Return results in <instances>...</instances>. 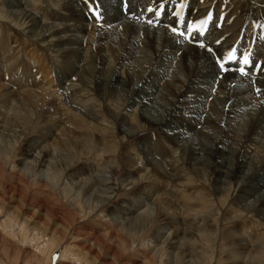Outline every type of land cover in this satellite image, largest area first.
Instances as JSON below:
<instances>
[{"label": "rangeland", "instance_id": "374dc122", "mask_svg": "<svg viewBox=\"0 0 264 264\" xmlns=\"http://www.w3.org/2000/svg\"><path fill=\"white\" fill-rule=\"evenodd\" d=\"M118 1L120 2V10H124L125 17L154 29L164 28L168 32L166 31L163 37L166 34L171 35V37L176 35L183 42L186 41L189 46H196L208 51L215 66L220 68L221 71L217 75L213 73L210 77L207 76L206 80H208L204 82H198L196 78L190 80L195 82H192L194 90L191 88L185 94L175 95L176 101H174V104L166 96L158 97L160 90L163 91V89L165 90L164 87L169 86L168 80L172 78L174 73L182 79H187L189 70L195 62L193 60L185 62L182 57H179L181 56L180 52H175L174 48L171 45L169 46V42L163 43L166 46L169 43L167 48L162 45L163 48L157 51L151 46V40L149 41V36L144 27H141L137 31L138 44L135 59L142 54L141 56L145 55L151 60V64L145 67V74L136 82L137 84L135 83V87L132 86L133 89L131 86H129L130 89L125 88V91L122 88L121 91L116 92L114 95L109 94L108 98L103 99L99 93V87L89 84L93 79L88 78L85 73L80 74L77 69L74 70L70 67L72 60L56 52L59 47L58 44L61 43L58 42L57 37L52 36L49 39L50 45L36 42V40L28 37L29 34L25 28L19 26V24L15 25V23L8 22L9 29L4 37L10 47H15L16 53L25 50L26 54L36 62L40 61L37 71L39 69L43 77L53 81L54 87L57 86L58 89L56 88L55 94L52 95V101L57 100L60 102L59 99H63L68 104L65 110L71 116L87 119L93 126L97 123L96 133L98 136L112 137L115 135L114 140L121 148L123 147V151L118 149L115 153H102L98 155L99 158L97 155L94 156L93 153L76 161V167L72 166V172L84 168L86 174L93 177L99 175L109 163L115 166L116 174L113 177L115 180H112V182L116 190L113 191L111 200L106 201L97 210L94 209L95 204L93 205L92 202H86L85 199L78 201L73 196L74 191L68 192V187L64 185L65 179L68 177L63 176V180L58 182L59 184L53 182L51 186H45L44 183H41V178L47 177L44 175V171L35 170L31 165L25 167V164H22L26 146L38 135L36 128L27 134L25 139L23 137L18 143V147L16 146L14 154L4 157L1 153L0 178L1 174L4 173L6 188L5 190L1 189L0 194L5 195L7 199L5 202L0 199V264H192L191 262L193 264H231L229 257L230 252H232V240L228 233L235 230L236 232L239 231L238 233L243 236L244 242L248 243L251 248L252 246L262 245L264 241V165L262 166L264 162L246 168L247 170L241 172V175L235 178L234 181L226 180L224 190L222 189L224 185H217L220 180H225L224 178L219 179L222 177L221 172L225 171V167H229V164L226 163L239 161L241 165L242 155L238 159L237 153L232 157L231 152H227L225 153L226 156L221 157L220 161L208 157L213 145V140L208 138L211 137L209 132L216 133L222 130L223 139L221 143L224 142L227 135L230 136V141L237 140L239 131L243 126L242 122L246 117L242 116L246 114L243 110V112L239 111L236 114L237 117L228 118L229 113L226 112H228L229 105L234 99L230 96L235 94L234 87L238 83H234L231 86L232 90L227 91L222 88V85H218L220 84L218 78L228 72L234 73L243 69L244 73H247L244 75L249 78L247 79L251 84L254 83L253 81L257 82L258 79H260L258 83H261V80L264 79L260 77L257 71L261 67V60L258 59L256 54L251 53L250 55V52H248L250 49L241 44V38H245L243 42H246L245 44L249 45L250 48L254 47L258 40L262 45L264 44V0H197L198 4L195 6L192 0H164L165 2L168 1L171 6L160 8L159 15L152 13V10L149 9L153 0H140V2L138 0H130L131 2L129 0ZM174 1H176L175 4ZM24 2L27 3L23 7L24 9L27 8L33 13H39V17L42 16L48 24L54 21L67 22L66 24L73 25L71 22L72 12L61 7L62 4H67V0H24ZM78 3V8L83 11L80 12L81 16L88 15L93 10L91 18L93 22L96 21L100 24L99 26L96 24L98 26L97 30L95 28L89 35L83 31L80 42L84 43L85 39L86 44L84 53H82V57L84 56L85 59L82 61L86 64L94 59V55L98 58L97 48L102 42L100 31L104 30L106 34L107 32L113 34L108 39L104 38L106 54L109 56H107L109 61L107 69H110L108 70L110 71L109 75L113 77L118 75L122 78L129 68V64L126 62L125 65H120L116 56L112 55V47L115 43L113 40L125 52L128 43H130L129 41L137 38L136 35H132V37L126 30L125 36L128 42H124L123 37L118 32L123 31L124 26L109 18L108 11L106 12L107 4L104 3V0H79ZM11 4L12 0H0V8L2 9L16 8ZM163 4L165 5V3ZM188 7L199 9L202 14L207 15V18L205 17L199 21L192 15ZM234 10L236 12L233 13ZM52 11L61 13L58 15L59 20H54ZM230 11L236 15H229ZM236 18L239 22L237 27L234 22ZM83 22L81 21V24ZM85 23L87 22H84V25ZM105 25L108 26L105 27ZM230 25L233 27H230ZM240 25L243 26L241 29L244 30L243 32L246 35L239 36L241 31H233V28L235 30ZM62 26V29H67L64 24ZM174 27L177 29V33L182 32L184 34L173 33L172 28ZM72 33L73 31L69 30L65 34ZM234 33L237 35L238 40L233 37ZM17 42L23 43V45L19 48ZM39 43L41 45H38ZM143 47H146V49ZM218 48L219 50L216 51L218 54L215 55V49ZM263 49L264 45L262 48L260 47V52H264ZM256 52L260 53L259 51ZM8 55L9 53L3 54L0 52V56ZM245 58H248L247 64L244 63ZM221 63L225 66L224 70L220 67ZM244 66L246 67L244 68ZM151 70L153 72H150ZM100 72L99 70L97 73ZM227 77L224 76L221 79ZM86 79L89 81H86ZM172 80L175 81V77ZM197 87H205L206 91L202 90L199 94L195 92ZM251 88L259 106L264 107L263 86L257 85L256 87V84H252ZM222 100H227V102ZM145 103H148L149 106L143 112ZM89 105H93L94 109L100 114L96 116L88 112L87 107ZM249 105L250 107L253 105L257 107L254 102ZM220 106L221 109L223 108L222 110ZM247 109L249 108L247 107ZM109 110L115 114L117 113L118 116L116 117L114 114L112 116ZM62 111L64 112V110ZM142 113L153 120L160 119L162 115H165V118L163 122L155 125L150 124V126ZM124 117L130 125L143 126L139 134L128 137V134L123 132L122 122ZM190 127L197 133L196 137L192 134H189L191 137L185 135V133H189ZM179 135H182L180 139L183 140L181 142L178 141L180 139L176 140V136ZM250 140L252 142L253 139ZM252 143V146H254L255 143ZM221 145L224 147L226 144ZM231 146L235 147L234 145ZM128 147L129 151L137 157L144 168L141 175L145 173L143 175L150 178L149 181H152L154 185L161 183L160 185L164 186L162 191L168 195L167 198L180 207L178 216H176L179 226L172 227V225H168L170 227L167 228L168 231L167 229H159L163 224L161 223L162 220L160 223L154 221L153 225L146 226V228L145 226L142 227L141 224L135 227L124 224L125 218H135V216H139L144 210L148 209V207L143 206L147 202V195H145L146 192L139 191L140 185L133 190L130 189L131 187L125 189L121 186V181L124 179L123 176L126 172L125 164L122 162L124 149ZM226 149L227 151L230 150L229 145ZM241 149L245 152L242 145ZM256 151L252 149L250 152L255 154ZM148 154L152 155L157 163L159 162L161 170L156 169L152 163L148 162ZM225 161L228 162L225 163ZM28 171L30 172L28 173ZM157 179L161 182H158ZM154 189L152 187V192ZM20 191H22V194ZM25 191L26 199H24L23 194ZM21 205L23 208L19 210ZM125 205L133 208L132 215L127 214L122 209ZM136 205H141V209H136ZM36 210L38 212L41 210V212L36 213L35 220H33L32 213L34 214ZM120 222L123 224L121 225ZM176 228H179L178 233L174 232ZM207 228H209L208 231ZM161 232H174V234H171L170 238H172L168 242L167 240L160 242L156 234ZM212 242L215 243L218 251H216V258L213 261H211L212 253L209 251V243ZM255 257H258V255H255ZM239 264H253L252 256H244L242 263Z\"/></svg>", "mask_w": 264, "mask_h": 264}, {"label": "bare ground", "instance_id": "6f19581e", "mask_svg": "<svg viewBox=\"0 0 264 264\" xmlns=\"http://www.w3.org/2000/svg\"><path fill=\"white\" fill-rule=\"evenodd\" d=\"M67 1H68L67 4H62L61 7L65 8L66 11L72 12L71 13V15H72L71 16V22L73 23V25H71V26H70V23L66 24L67 22L63 23V22H54L53 21L50 24L46 23L45 19L42 18V16L39 17V13L36 14V13H33L32 11H29V9H27V8L26 9L23 8L25 6V4H27L26 2H24V0H16V1L12 0L11 5H13L16 8H11V9H7V10H5L4 8L3 9L0 8V29H2V31H0V52H2L3 54L9 53L8 56H0V148H1L0 154L2 153L4 155V157H7L8 155L11 156V154H14L16 152V146L19 145L18 143L23 139V137L25 139L27 134H29L34 128H36L38 131L37 132L38 135H36V137L34 139H32L31 142H29L28 146H26V152L23 155L22 164H25V167H28V165H31L35 170L38 169V170L44 171V173H45L44 175H46L47 177L41 178V180H42L41 183H44L45 186H47V185L51 186V184H53V182L56 184L58 182H61L63 180L62 179L63 176L68 177L65 179L66 182L64 183V185H66L68 187V190H69L68 192L71 193V191L72 192L74 191L73 196H75V199L78 201H82V199H85L86 202H92L93 205L95 204L93 206L94 209L97 210L106 201L111 200V198H112L111 195H113V191L116 190L114 188V185L112 182V180H115L113 178L114 175L116 174V169H114L115 166H113L112 164L109 163L108 165H106L104 167V169L100 172V174L98 173L99 175H96L94 177L90 174L87 175L86 170L84 168L77 171V172H72V166L74 165L76 167V161L80 160L83 156L91 155L94 153L95 154L94 156L97 155V157H98V155H101L102 153L103 154H109L111 152L115 153V152H117L118 149L123 151V147L121 148L118 143L116 144V142L114 140L115 135L112 137L111 136L110 137H106V136L103 137L100 135L101 136V138H100V136H98L96 133L97 132L96 129L98 127L97 123L93 126L90 124V122L87 119L79 118V116L74 118V116H71L69 113H67L65 108H67L68 104H66L65 100L59 99L60 102H58L57 100L52 101V95L55 94V91L58 89L57 86L55 85V87H54L53 81L43 77L40 74L39 69L37 71V67H38V64L40 63V61L36 62L33 58H31V56L26 54L25 50L20 51L19 53H16V51H15L16 48L10 47V44L7 42V40L4 37L5 34L7 33L8 29H9L7 26V23L12 22L13 24L15 23V25L19 24V26L25 28V30L29 34L28 37L36 40V42L46 43V44L50 45L51 43H49V39L52 38V36L57 37L59 39L58 42H61V43L58 44L59 47L56 50V52L59 55L64 56L67 59H71L72 61H71L70 67H72L74 70L77 69V71H79L80 74L85 73L86 75H88V78L91 77L93 80L89 84L91 86L97 85V87H99V93L101 94L103 99L108 98L109 94L114 95L116 92L121 91L122 88H123V90L127 87L130 89L129 86H131V87L134 86L135 83L138 82L141 79V77L145 74L144 73L145 67L151 64V62H150L151 60H149L147 57H145V55L141 56L142 54L138 55L137 58L135 59V56H136L135 53H137V44H138L137 31H139L141 29V27L142 28L144 27L147 35L149 36V38H148L149 41L151 40V46L154 47L157 51L161 50L163 47L167 48L168 44L170 43L169 46L171 45V47L174 48L175 52L179 51L181 54V56H179V57H182V59L185 62L186 61L189 62L191 60H193L195 62L194 66L191 68V70H189V77L187 79H182V78H180V76H178L175 73L172 76V73H171L172 78L168 80L169 86L164 87L165 90L163 89V91L160 90L163 93L161 94V92L159 91L160 93L158 94L159 95L158 97L166 96L172 102V104H174V101H176L174 98L175 95H177V94L182 95L183 93L185 94L186 92H189V90L192 87H194V85L192 84L193 81L191 82L190 80H192L193 78H196V80L198 82H200V81L204 82V81L208 80V79L206 80L207 76L210 77V75L211 74L213 75V73H214V75H217L221 70H220V68H217L215 66L214 62L211 59V54L208 53V51H204L202 48H199L196 46H189L188 43H186V41L183 42L181 39H179V37L177 38L176 35H175V37H171V35L166 34V36L163 37L164 33H166V31H167L166 29L161 28V27L154 29L153 27L151 28L149 26H144L145 24L142 25L141 22H136L134 20L128 19L123 14L124 10L123 11L120 10L121 7H120V2L118 0H104V3L107 4L106 5L107 10L106 9L105 10H106V12L108 11L109 18H111V20L114 21L115 23H118V24H121L124 26V28L122 27L124 29L123 31H118L119 34H121V36L123 37L124 42L125 43L128 42L126 40V36H125L126 30L129 32V34L131 36L136 35V37H137L135 39L133 38L134 40L131 38L132 40L129 41L130 43H128V46L126 47L125 52H123L122 51L123 49H121L117 45L116 41L113 40L115 43H113L112 55L116 56V59L119 61L120 65H125L127 62L129 64V68L126 70V73L123 74L122 78H120L118 75H116L115 77L110 76L109 75L110 71H108L110 69H107V64L109 61L107 60L108 55L106 54L105 39L110 38V36L113 34L108 33V32L106 34L105 33L106 31L104 32V30H101V31L99 30L100 36L102 37V40H101L102 42L100 43L99 47L97 48L98 50L96 49L98 52V58H96L94 55L93 56L94 59L91 60L89 63L85 64V62L82 61L83 59H85L84 56H83L84 58L82 57V55H83L82 53H84V46H85L86 42H85V39H84V43L80 42L81 36L83 34V31L87 35L91 34L95 28L97 30V27L100 24H98L96 21L93 22V19L91 18V15H93L92 9H91L92 11H90L91 13H89L88 15L81 16L80 12H83V11L78 8L79 0H67ZM138 1L140 2V0H138ZM54 2H57V1H54ZM192 2L194 4V6L198 4L197 0H192ZM163 3H165V5ZM173 3L175 4L176 1H174ZM151 5L152 6L149 9H151L152 13H154V14L159 12V10H161L160 9L161 5H163V7L171 6L170 4H168V1L165 2L164 0H153ZM95 8H96V6H95ZM104 8H106V7H104ZM188 8H190V7H188ZM225 9H227V8H225ZM189 10L192 13V15H194V17L199 19V21H201L202 19H204L207 16V15L205 16V14H202L199 9L196 10L194 7L190 8ZM113 11H114V13H113ZM127 12H128V10H127ZM232 12L234 13V12H236V10H234ZM232 12L229 13V15L233 14ZM51 13H52V15L54 14L53 15L54 20H56V19L59 20L58 15L61 13H58L55 11H52ZM233 15H236V14H233ZM55 17H57V18H55ZM156 17H157V15H156ZM237 19L238 18H236V20H234L236 27L239 25V22L237 21ZM61 20H64V19H61ZM99 20H101V19H99ZM81 21H84L87 23H85V25H84V22H83V24H81ZM68 22H70V20H68ZM225 22H227V21L225 20ZM111 23L113 24V22H111ZM63 24L66 26V28H67V29L65 28L66 30L62 29ZM107 24L109 25V23H107ZM108 25H105V27ZM216 25H218V24L216 23ZM109 27H110V25H109ZM111 27H113V26H111ZM220 27H221V25H220ZM230 27H233V26L230 25ZM242 27L243 26L240 25V27H238L235 30L233 28V31L234 32L241 31V34H239V36L240 35L243 36L242 34L246 35L243 32L244 30L242 31V29H241ZM85 28H86V30H85ZM69 30L73 31V33L66 35L65 33H67ZM60 33H62L63 35ZM115 34H118V33H115ZM218 35L220 36V34H218ZM233 37L237 38V35L234 33ZM190 38H189V40H190ZM258 38H259V36H258ZM244 39L245 38H241V44L244 47L246 45L247 49L248 48L250 49V51H248V52H250V55H251V53L253 55L256 54L258 59L261 60V65H260L261 67L257 71L260 74V77L264 78V52H260V50H259L260 47L262 48V46L264 44L262 45V43H260L258 40V43L254 47L252 46L250 48L249 45L245 44L246 42L245 43L243 42ZM237 40H238V38H237ZM117 42H119V41H117ZM167 42H169L167 44V46H166V44L163 45V43H167ZM40 43L38 45H41ZM17 44L19 45V48L23 45V43L21 44L20 42H17ZM162 45H163V47H162ZM125 46H126V44H125ZM220 47H224V46H220ZM143 48L146 49V47H143ZM237 49L239 50L240 48L238 47ZM217 50H219V48L215 49V52H214L215 55L218 54V53H216ZM141 51H142V49H141ZM256 51H259L260 53H258ZM263 51H264V49H263ZM122 52H123V54L121 55ZM158 53H160V52H158ZM237 60H238V58H237ZM238 62H239V60H238ZM256 63H257V61H256ZM83 65H84V67H82ZM154 65H153V67H154ZM234 67H236V66H234ZM245 67L246 66H244V68ZM82 70H83V72H82ZM99 70L101 72L97 73ZM146 70H148V69H146ZM227 71H229V70H227ZM150 72H153V71L151 70ZM96 73H97V75H96ZM224 76L225 77L228 76V77L221 79ZM252 76H253V74H252ZM64 77H65V75H64ZM173 77H175V79H176L175 81L172 80ZM247 78H248L247 76H245L244 74H241L240 70H239V72L235 71L234 73L228 72L227 74H223V75H221V77L218 78L219 79L218 82H220V84H218V85H222L223 86L222 88L226 89L227 91L232 90L231 86L234 85V83H236V82L238 83L235 87L233 86L234 90H235V94L230 96L231 98H234V99H233V102L229 105L228 112H226V113H229L228 118L232 119V117H237L236 114L239 111L243 112V110H244L246 113V114L242 115V116H246V117H245L244 122H242L243 126H242L241 130L239 131L237 140H231L230 141V136L227 135L224 142L221 143L222 139H223L222 130L219 132H216V133L212 132V131L209 132L211 134V137L209 136L208 138H211L213 140V142H212L213 145L211 146V149H210L211 151H209L208 157H211L213 160L216 159V160L220 161L221 157L223 158L224 156H226L225 153L231 152L232 157H234V155L237 153L238 159H240L241 155L243 158L241 165L239 164V161L236 163H231V162L226 163L228 161H225V163L227 165L229 164L228 165L229 167L228 168L225 167L227 170L224 168L225 171L221 172L222 177L219 178V179L224 178L225 180L224 181L220 180L217 183V185L218 184L224 185L222 188L224 190H225L226 180L234 181V179L237 178L238 176H240L241 175L240 173L243 172L246 168L248 169V168H251L252 165L253 166L257 165V164L259 165L261 162H264V107L259 106V103L257 102L256 97H254L253 92H252V88H251L252 84H256V87L258 85V86H263V88H264V79L261 80V83H258V81L260 82V79H258L257 82L253 81L254 83L251 84V82H249V80H248L249 78L248 79ZM258 78H259V76H258ZM86 81H89V80L86 79ZM145 81H147V80H145ZM153 82L155 83V81H153ZM193 83H195V82H193ZM225 83H228V84L224 85ZM204 88L203 87H201V88L197 87L195 89V92L200 94V91H202V90L206 91ZM132 89H133V87H132ZM192 89L194 90V88H192ZM262 91L264 92V89ZM217 99L219 100V98H217ZM141 101H142V99H141ZM187 102H188V100H187ZM223 102H227V100H225ZM253 102L256 104L257 107H254V105L252 107H250L249 104H252ZM143 106H144L143 112H145L147 107L149 106V104L145 103ZM58 107H59V109H58ZM247 107L249 109H247ZM87 108H88L87 111L90 112L91 114H95L96 116H98V114H100V112H98L97 110L94 109L93 105H89ZM236 108H238V109H236ZM204 109H205V107H204ZM220 109H221V106H220ZM62 110H64V112ZM174 110H177V109H174ZM109 113L112 114V116H113V114L116 117L118 116L117 113L115 114L114 112H112L110 110H109ZM142 115L145 117V120L148 121L149 125L150 124H154V125L159 124L160 122H163V120L165 118V115H162L161 116L162 119L160 117V119H158V120H153L151 117L145 116L144 113H142ZM96 118H98V117H96ZM209 120H210V118H209ZM185 121H186V119H185ZM209 124H211V123H209ZM190 125H191V122H190ZM205 125H207V124H205ZM193 127H195V126H193ZM142 128H143V126L139 127V126H137V124L136 125L135 124L130 125L127 122L126 118L124 117L123 122H122V129L124 130L123 132L128 134V137H133V136L139 134ZM205 130L208 133L207 129H205ZM241 131H243V133H241ZM186 134L187 135L192 134V135H195V137L197 136V133L191 127L189 128V133L187 132V133H185V135ZM183 135H184V133H183ZM207 135H209V134H207ZM180 138H182V135L176 136V140H178ZM206 138H207V136H206ZM250 139H253L252 142L255 143L254 146H252L253 143L251 142ZM182 140L183 139H180L178 141L181 142ZM142 141H143V139H142ZM202 141H203V139H202ZM179 142H177V143H179ZM221 144H226V145L223 147ZM227 145H229V147H230V150H228V151L226 149ZM231 145H234L235 147H232ZM241 145L245 148V152L242 151ZM231 148H233V149H231ZM252 149L257 150L255 152V154L250 152ZM129 150H130L129 147L127 149H124V157H123L122 162L125 164L124 167H126V170H125L126 172L124 173V176H123L124 179L121 181V186L125 187V189L128 187H131L130 189L133 190V189H136L138 185H140L139 191L142 193L146 192L145 195H147V202L144 203L143 206L148 207V209L144 210V212L142 214H140L139 216H137V217L135 216V218H133V217L125 218L124 224H126L129 227H135L136 225L141 224L142 227L145 226V228H146V226L149 227L150 225H153L154 221L155 222L157 221L160 223L162 220L161 223H163V224L159 227L160 230H166L167 228H170V227H168V225H172V227L179 226V223L177 222L178 220H177L176 216H178L177 214L179 212L180 207L173 204V202L167 198L168 195H166V193L162 191L164 186L160 185L161 183L160 184L158 183V185H154L152 183V181H149L150 178L143 175L145 173H143L141 175V172H143L142 170L144 168H143V166H141V163L138 161L137 157ZM237 150H239V152H237ZM151 154H153V153H151ZM163 154H164V152H163ZM192 154H196V153H192ZM246 159L248 162L246 161ZM147 160H148V162L152 163L156 167V169L161 170V166H159V164H158L159 162L157 163V160L152 158V155L148 154ZM220 165H222V164H220ZM263 165H264V163L262 164V166ZM75 167H73V168H75ZM25 171H27V170H25ZM29 172L30 171H28V173ZM242 175H243V173H242ZM161 177H162V175H161ZM47 178H50V179H47ZM0 181H1L0 182V190L1 189L5 190V188H6L5 184L6 183H4V181H5L4 180V173L1 174ZM158 182H161V181L158 180ZM152 187L155 188L154 189L155 191L153 190V192H152ZM13 190L15 191L16 189L14 188ZM22 191H24V190H22ZM22 191H20V193ZM25 193H26V191L23 192L24 196H25ZM0 199H3L4 200L3 202H5L7 197L1 193ZM24 199H26V196L24 197ZM126 204L128 205V203H126ZM140 207H141V205H136L135 208L141 209ZM20 208H19V210H22L23 206L21 205ZM122 209L125 212H127V214L132 215L133 208H129L128 206L125 205L124 207H122ZM40 212H41V210H39V212L36 210L34 214L32 213L33 218L32 217L31 218L33 220H35V214L40 213ZM120 224L122 225L123 223L120 222ZM208 229L209 228H207V231H208ZM174 232L178 233L179 228H176V230ZM174 232H169V233L168 232H166V233L161 232V233L156 234V237L159 238L160 242H162V240L163 241L167 240V242H168V240L172 238V237L170 238L171 234L172 233L174 234ZM238 232H236V230H235L234 232L228 233L231 236V240H232L231 241L232 252H230V257H229L231 259V264L242 263L244 256H247V255H248V257L252 256L253 264H264V241L262 242V245H257L256 247L252 246V248H251L248 243L244 242V240H243L244 238H242L243 236L240 235ZM229 235H228V237H229ZM209 246H210L209 251H211V253H212L211 254L212 255L211 261H213L216 258L215 257V254L217 251L216 245L214 242H212V243H209ZM203 254H205V253H203ZM255 255H258V257H255ZM191 263L193 264V262H191Z\"/></svg>", "mask_w": 264, "mask_h": 264}, {"label": "snow or ice", "instance_id": "6c2138e0", "mask_svg": "<svg viewBox=\"0 0 264 264\" xmlns=\"http://www.w3.org/2000/svg\"><path fill=\"white\" fill-rule=\"evenodd\" d=\"M161 8H163V5H161ZM150 11H151V9H150ZM157 15H159V12H157ZM149 23H151V21H149ZM172 32L173 33H177V29L175 27L172 28ZM177 34L183 35L184 33L180 32V33H177ZM201 47H203V45H201ZM244 63L245 64L248 63V58H245L244 59ZM220 67H221L222 70H224V64L223 63L220 64ZM240 72H241V74H246V73H244V70L243 69H240Z\"/></svg>", "mask_w": 264, "mask_h": 264}]
</instances>
